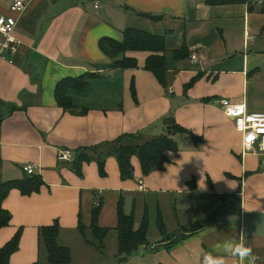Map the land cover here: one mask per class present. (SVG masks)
<instances>
[{"label": "crops", "instance_id": "1", "mask_svg": "<svg viewBox=\"0 0 264 264\" xmlns=\"http://www.w3.org/2000/svg\"><path fill=\"white\" fill-rule=\"evenodd\" d=\"M24 1L28 8L17 16L22 43L14 64H0V184L23 178V167L31 164L45 185L30 197L12 190L3 203L12 220L0 230V249L22 230L10 263L41 264L46 254L39 229L56 221L59 245L71 249L72 264L74 246L81 264L111 259L87 245L78 229L80 223L90 228L96 195L103 200L101 228L118 226L122 198L125 213L135 215L136 229L149 213V244L119 264H264V158L244 154L234 119L218 104L228 99L250 113H264V5ZM13 2L0 0V14L11 15ZM127 29L165 38L163 82L146 69L147 51L127 53L138 68H110L99 43L122 40ZM247 35L254 39L247 42ZM193 54L200 63L192 61ZM88 73L96 74L88 89L68 94L76 114L65 112L55 98L58 82ZM170 118L179 152H167L165 170L148 176L134 157V179L123 180L116 158L108 155L118 140L129 136L123 145H144L166 133ZM85 149L90 159L82 163V174L64 164ZM61 152L71 153V162L60 160ZM100 155L106 175L100 173ZM165 209L175 218L182 215L170 226ZM158 211L166 239L157 226ZM201 221L208 224L200 229ZM86 236L93 240L89 230ZM107 242L114 245L112 256L121 258L115 230L106 237V248ZM238 252L249 255L242 258Z\"/></svg>", "mask_w": 264, "mask_h": 264}, {"label": "trees", "instance_id": "2", "mask_svg": "<svg viewBox=\"0 0 264 264\" xmlns=\"http://www.w3.org/2000/svg\"><path fill=\"white\" fill-rule=\"evenodd\" d=\"M248 1L249 0H208V4H245ZM99 48L110 60L111 69L138 68L137 60L127 57V53L147 51L151 55L147 60L146 69L151 71L160 82L165 80V53L167 52V48L165 38L162 36L152 35L137 29H127L123 33L122 40H116L113 38L102 39L99 43ZM185 51L184 48L181 51L176 52L175 57L178 58V56ZM94 77H96V74L88 73L76 78L68 77L58 82L55 89V98L58 106L67 113L76 114V106L73 99L68 94L70 91L79 94L84 93L89 87L90 80ZM192 84L193 82L190 85ZM1 121L2 120L0 119V124ZM166 125L167 131L165 134L145 143L144 145L137 147H134L133 145H123V140L129 136H124L118 140L117 143L120 144L114 147L108 155L116 158L120 175L123 180L134 179V167L132 165V159L134 157H136L140 163V169L143 176H148L156 171L165 170L169 163L166 153L171 152L177 154L179 152V146L172 136L176 129V124L174 120L170 118V120L166 122ZM179 130L182 132L186 131L183 128H179ZM88 150L89 149H85L82 153H76V157L73 158L71 163L64 164L72 165V168H74L76 172L82 174V169H80L82 163L84 160L89 162L90 159L87 154H85V151L87 152ZM101 155L100 159H97V163L100 168V173L106 175V161ZM76 165H78L79 168H77ZM24 173L25 175L21 179L2 182L0 184V230L9 226L12 220L11 213L3 208V203L9 196L10 192L12 190H18L22 196L30 197L34 194L40 193L42 187L45 185V182L40 175H28L25 171ZM99 200L100 206H94L92 212V224L90 228L85 227L82 223L79 224L78 229L87 245H90L96 249L99 254L103 255L106 250L105 239L112 230H115L118 235V257H130L141 247L149 244L147 235L150 226V218L147 210L142 218L140 228L136 229L135 215L133 213L130 215L125 213L124 199L122 198L120 199L118 206V226L115 229L101 228L98 224V218L102 210L103 200ZM222 200L227 202L230 200V197L223 196ZM156 218L159 231L165 239L168 238L169 236L160 211L157 212ZM207 224L208 222L201 221L199 223L200 229L204 228ZM88 230L91 232L93 240L87 238L86 233ZM60 233L61 227L57 221L51 226L41 227L38 234L39 246L40 248H44L49 264H72L71 249L59 245L58 239ZM21 236L22 230L20 229L14 238L0 249V264H11L10 257L18 251Z\"/></svg>", "mask_w": 264, "mask_h": 264}, {"label": "built area", "instance_id": "3", "mask_svg": "<svg viewBox=\"0 0 264 264\" xmlns=\"http://www.w3.org/2000/svg\"><path fill=\"white\" fill-rule=\"evenodd\" d=\"M257 4L264 5V0H249L247 2L248 6ZM27 8L28 4L24 0H14L10 7L11 15L0 14V64L4 62L14 64V58L22 43L17 35V16L24 14ZM252 39H254L253 36L247 35V42ZM191 59L194 63L201 62L197 54H193ZM218 104L228 117L234 119L235 129L242 136L244 154L254 153L264 158V113H250L245 105L233 104L228 99H221ZM60 160L71 162L72 154L61 152ZM23 170L28 175L35 174V167L31 164L24 166ZM139 188L143 190L141 182H139ZM93 197L94 206L99 207V198ZM149 249L154 250L155 246H151Z\"/></svg>", "mask_w": 264, "mask_h": 264}, {"label": "rangeland", "instance_id": "4", "mask_svg": "<svg viewBox=\"0 0 264 264\" xmlns=\"http://www.w3.org/2000/svg\"><path fill=\"white\" fill-rule=\"evenodd\" d=\"M253 40V39H252ZM249 42V41H248ZM165 207V205L163 206ZM165 216L167 218V221L169 222V225L171 226L173 223H175L177 220L176 219L178 216V218L181 217L182 214L178 213V215H176L177 217L175 218L174 214H172L169 210L165 209ZM197 213V212H196ZM154 219V213L151 214V219ZM88 236L91 238L90 234H88ZM111 236V235H110ZM108 240V239H107ZM80 242H83L82 239H80ZM83 246V245H82ZM95 251H97L96 249H94ZM74 254H75V258H76V263L75 264H81V260H80V256H79V252H78V248L76 246H74L73 248ZM114 251V245L112 243H108L107 242V248L105 250V253L107 257H110L111 259H103L100 263L98 264H119V259H115L112 254ZM44 254H46L45 250L43 251ZM83 263V262H82ZM41 264H49L47 261V257L43 256V259L41 261ZM89 264V263H86ZM94 264V263H92ZM130 264V263H129Z\"/></svg>", "mask_w": 264, "mask_h": 264}, {"label": "clouds", "instance_id": "5", "mask_svg": "<svg viewBox=\"0 0 264 264\" xmlns=\"http://www.w3.org/2000/svg\"><path fill=\"white\" fill-rule=\"evenodd\" d=\"M238 255H240L243 258L249 255V252H238Z\"/></svg>", "mask_w": 264, "mask_h": 264}, {"label": "water", "instance_id": "6", "mask_svg": "<svg viewBox=\"0 0 264 264\" xmlns=\"http://www.w3.org/2000/svg\"><path fill=\"white\" fill-rule=\"evenodd\" d=\"M127 260V257L119 258V263H124Z\"/></svg>", "mask_w": 264, "mask_h": 264}]
</instances>
